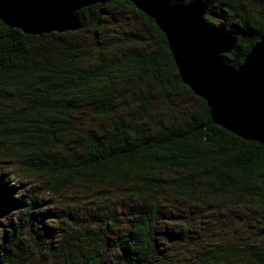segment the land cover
<instances>
[{
	"label": "trees",
	"instance_id": "16d2710c",
	"mask_svg": "<svg viewBox=\"0 0 264 264\" xmlns=\"http://www.w3.org/2000/svg\"><path fill=\"white\" fill-rule=\"evenodd\" d=\"M201 1L238 67L264 34V0ZM78 14L80 29L42 35L0 20V264H264V146L213 122L133 3ZM182 91L197 105L178 113ZM78 185L106 219H60L43 196Z\"/></svg>",
	"mask_w": 264,
	"mask_h": 264
},
{
	"label": "water",
	"instance_id": "95a60500",
	"mask_svg": "<svg viewBox=\"0 0 264 264\" xmlns=\"http://www.w3.org/2000/svg\"><path fill=\"white\" fill-rule=\"evenodd\" d=\"M114 0H61L53 8L49 0H0V20L25 34L75 31L82 27L78 12L95 4ZM153 18L165 34L182 81L202 97L213 122L238 137L264 146V80L250 71L253 53L264 59V34L238 67L228 65L224 56L235 48L227 33L203 24L207 6L201 0L196 15L185 4L167 0H123ZM258 50V51H257Z\"/></svg>",
	"mask_w": 264,
	"mask_h": 264
},
{
	"label": "rangeland",
	"instance_id": "374dc122",
	"mask_svg": "<svg viewBox=\"0 0 264 264\" xmlns=\"http://www.w3.org/2000/svg\"><path fill=\"white\" fill-rule=\"evenodd\" d=\"M261 9H262L261 11L264 12V5L262 6ZM108 11L113 13L115 10H114L113 7L112 8L109 7ZM126 15H128L127 16V19H128L127 21L130 24V26L140 25L142 27V29H145V27L143 26L142 22H140V23L136 22L137 19H135L134 13L127 11ZM138 75L141 78L142 77L144 78V84H145V81H146L145 75L143 73H140V72L138 73ZM143 86L144 85H142V87ZM158 94H159V92H157L155 94L156 98L158 97ZM181 95H182V97H181ZM181 95H180V97L178 96L177 98H173L174 99L173 101L176 103L175 104L176 106L174 108L177 110L178 113L181 112V110L184 111V110H186V108H192V107L197 105V101L194 100L193 97H191L187 93H185V91H182ZM162 104H163V107H165V104L163 103V101H162ZM160 107H162V106H160V105L155 106L154 110L159 111ZM151 124H152V127H153L154 124H155V120H153L151 122ZM31 179H32V182H33L31 184V187H33L34 185L38 186V185L44 184L43 179H41L39 177H32ZM66 192H67V194H65V196L64 195H51V194H48V193L47 194H43V196L45 198H48V199L52 200L51 205L55 206L54 211L58 212V215H59L60 219H67L65 217V215H68L67 213L62 212V208L66 209L67 211H72L71 214H73L74 211L76 210V208H78V207H80V209H81L80 215L84 219L85 218L89 219L90 216H92L91 218H93V219H90V220H93V221H95L97 218H100V217H101V219L102 218H105V219L107 218L108 210H106V208H105V203H99L100 207H97V205L94 204V201H91L89 199V197L84 196L85 194H84L83 190L80 188V185H78L76 187H73L69 191H65V193ZM75 192L79 196L76 195L77 197L75 198V200H71L70 198L75 195L74 194ZM119 215L120 214H117V216H119ZM61 226L64 227L63 224ZM234 226H235V228L238 227L237 224L234 225Z\"/></svg>",
	"mask_w": 264,
	"mask_h": 264
},
{
	"label": "snow or ice",
	"instance_id": "6c2138e0",
	"mask_svg": "<svg viewBox=\"0 0 264 264\" xmlns=\"http://www.w3.org/2000/svg\"><path fill=\"white\" fill-rule=\"evenodd\" d=\"M49 3L53 8H55L61 3V0H49ZM196 10L197 4L195 3V0H193V3L187 11H189L192 15H196ZM256 53L257 52L253 53L252 57H250V71L254 74H259L261 80H264V59ZM262 120H264V117H262Z\"/></svg>",
	"mask_w": 264,
	"mask_h": 264
}]
</instances>
